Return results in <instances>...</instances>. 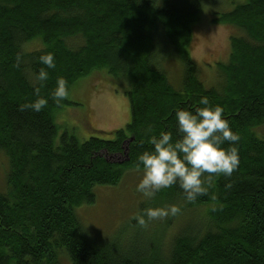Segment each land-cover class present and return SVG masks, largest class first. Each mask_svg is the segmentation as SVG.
<instances>
[{
    "label": "trees",
    "instance_id": "1",
    "mask_svg": "<svg viewBox=\"0 0 264 264\" xmlns=\"http://www.w3.org/2000/svg\"><path fill=\"white\" fill-rule=\"evenodd\" d=\"M207 1L0 0V154L9 164L0 191V264H60L66 256L71 264H264V141L255 130L264 124V0H245L216 19L245 35L230 38L229 61L219 65L223 82L209 88L187 48ZM32 39H40V48L22 51ZM75 39L78 46L70 42ZM170 51L183 59L179 88L161 66ZM45 52L56 62L39 93L48 104L40 112L22 111L37 98L34 73L46 67L38 61ZM102 71L124 86L131 115L126 127L99 130L113 134L108 140L58 134L54 117L69 101L57 105L50 97L56 79L63 77L69 91L86 75L107 78ZM204 96L209 106L223 108L239 134L238 168L214 176L193 202L178 185L156 194L160 206L179 202L171 221L190 220L166 248L158 219L159 229L139 227L141 249L89 238L74 208L93 201L95 185L116 184L136 168L152 135L172 131L175 138V111L204 107ZM194 219L197 228H191Z\"/></svg>",
    "mask_w": 264,
    "mask_h": 264
},
{
    "label": "rangeland",
    "instance_id": "2",
    "mask_svg": "<svg viewBox=\"0 0 264 264\" xmlns=\"http://www.w3.org/2000/svg\"><path fill=\"white\" fill-rule=\"evenodd\" d=\"M244 1L209 0L203 4L204 6L199 12V19L193 25L192 39L187 45L188 55L196 65L198 79L203 82L206 88L212 87V85L219 86L223 82L224 75L220 72L219 65L229 61L230 38L245 35L243 30L235 25L219 22L216 19L220 15L230 12L236 5ZM34 41L40 44V39L29 40L24 43L26 45L22 51L29 52V50L39 49L41 44L38 48L31 47L35 45ZM70 42L73 46L80 44L76 39ZM161 62L168 81L175 88H179L183 72L181 56L170 51L166 56H162ZM104 75L107 78L104 79L100 76L94 78L86 75L73 83L67 97L69 103L64 104L57 114V118L54 117L58 134L66 131L79 141H85L88 137L97 135L108 140L113 138L112 133L104 136L98 131L108 132L126 127L131 115L129 99L123 92L124 88H122L124 86L121 82L117 83V81L110 80L107 73ZM260 125L256 127L255 130L258 132L255 135L264 141V124ZM5 157L0 154V185L4 184L3 187L0 186V191L6 188L5 179L9 164ZM106 157L111 160L120 159L121 161L122 159L120 155ZM141 176L142 168H130L124 171L120 181L116 184L95 185L92 190L94 193L93 201L79 204L74 208L78 223L89 238L100 242H113L112 240H114L119 245L129 243L140 249L143 247L139 238L141 225L137 223L134 217L140 214L143 209L159 207L160 205H158L156 196L149 199L142 192L135 190ZM176 205L179 206V202ZM184 219L181 216L171 221L168 216L165 219H158L160 223L157 219L147 221L144 226L153 231L154 227L159 229L160 224L162 229H166V233L162 230L164 234H161L165 235L163 241L166 248L170 245L171 236L183 228L187 221H190L189 219L184 221ZM156 221L159 224H156ZM197 221L198 219H194L192 224L190 223L191 228H197ZM64 256L66 255L64 254ZM60 264H71V262L66 256V259L61 258Z\"/></svg>",
    "mask_w": 264,
    "mask_h": 264
},
{
    "label": "clouds",
    "instance_id": "3",
    "mask_svg": "<svg viewBox=\"0 0 264 264\" xmlns=\"http://www.w3.org/2000/svg\"><path fill=\"white\" fill-rule=\"evenodd\" d=\"M41 67L34 73V91L37 98L21 105V110L31 109L40 112L48 104V98L40 96L49 79L48 69H55V56L51 52L41 53L38 57ZM35 85H38L35 86ZM69 95L67 81L63 77L56 79V86L50 97L60 105ZM195 110L178 108L175 111L177 136L172 131H161L149 139L151 148L137 156L136 168H142V176L135 187L146 198H154L162 189L178 185L184 198L193 202L205 195L214 176H231L239 166L237 144L239 134L232 130L229 121L224 118L221 106H209V99L200 98ZM148 131H152L151 128ZM227 143L228 147H224ZM180 211L176 204L143 209L134 218L141 226L147 221L175 216Z\"/></svg>",
    "mask_w": 264,
    "mask_h": 264
},
{
    "label": "water",
    "instance_id": "4",
    "mask_svg": "<svg viewBox=\"0 0 264 264\" xmlns=\"http://www.w3.org/2000/svg\"><path fill=\"white\" fill-rule=\"evenodd\" d=\"M133 137H131L129 140H131ZM129 140H125L123 143H122V147H123V149H124V158L126 159V160H128V157H127V151H128V147H127V144H128V142H129Z\"/></svg>",
    "mask_w": 264,
    "mask_h": 264
}]
</instances>
